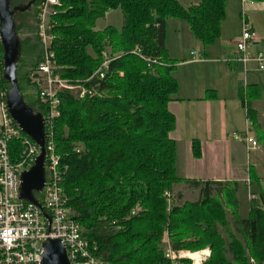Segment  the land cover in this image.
<instances>
[{"label":"trees","instance_id":"trees-1","mask_svg":"<svg viewBox=\"0 0 264 264\" xmlns=\"http://www.w3.org/2000/svg\"><path fill=\"white\" fill-rule=\"evenodd\" d=\"M13 1L12 8L31 2L14 5ZM41 1L14 17L18 35L26 34L24 39L19 37V88L26 103L40 114L32 76L43 55L37 36ZM229 1L201 0L184 7L179 0H62L56 9L50 33L57 74L92 91L84 99L73 92L60 96L56 154L67 207L94 256L105 264H171L165 234L175 252L209 250L204 264H264L262 195L250 200L249 218L241 219L240 185L179 179L177 146L171 139L177 120L169 104L179 84L173 76L176 64L166 49V24L187 23L195 39L209 47L220 38ZM245 1L264 4V0ZM113 11L122 13L123 27L97 31V22ZM104 53L110 59L105 77L91 79L102 67ZM9 90L0 77L2 104ZM240 98L245 106L242 89ZM248 116L253 120L251 111ZM192 148L194 158L201 159L200 143L193 141ZM9 149L12 162H18L22 141H11ZM181 184L198 190L199 199L182 202L178 196L176 201L174 187ZM36 198L42 201L41 195ZM230 219L237 234L229 229Z\"/></svg>","mask_w":264,"mask_h":264},{"label":"crops","instance_id":"crops-1","mask_svg":"<svg viewBox=\"0 0 264 264\" xmlns=\"http://www.w3.org/2000/svg\"><path fill=\"white\" fill-rule=\"evenodd\" d=\"M179 2L184 7H190L200 4L201 0ZM243 11L247 13L248 24L259 35V41L264 42V28L254 21L255 15H264V4L242 0H232L226 4V19L222 23L221 36L233 35L234 29L243 31ZM248 15H251L252 22ZM168 24L178 26L180 37L186 28L190 31L189 26L180 21H170ZM241 36L242 32L241 35L237 33L233 42L230 41V51L227 48L216 51L214 47L212 51H207L194 39L189 49L200 46L201 52L188 50L187 55V49L184 54L182 51L171 52L172 48L166 42L169 59L177 62L173 76L179 84V92L169 104V111L177 120V129L171 134V139L177 146V177L203 182H236L247 187L250 201L251 194L255 197L262 195L264 198V147H260V135L264 137V106L260 101L263 79L252 76L254 72L250 67L254 63L244 67L237 62V49L234 45ZM259 52L261 51L256 53ZM240 68L242 72H239ZM241 89L247 102L245 106L240 98ZM209 95L210 98L207 99ZM249 111L253 114V120L248 116ZM2 120L0 100V126ZM231 129H237L244 139H235V132L229 134ZM250 140L258 143L255 149L249 150ZM193 141H198L201 145V159L193 156ZM251 176L256 184L252 182Z\"/></svg>","mask_w":264,"mask_h":264},{"label":"built area","instance_id":"built-area-1","mask_svg":"<svg viewBox=\"0 0 264 264\" xmlns=\"http://www.w3.org/2000/svg\"><path fill=\"white\" fill-rule=\"evenodd\" d=\"M245 2V0H242ZM62 6V0H42L38 8L37 36L41 43L42 60L32 76L37 89L38 108L42 111L46 133V184L39 202L43 210L23 201L20 197L21 176L29 171L40 155L39 147L25 136L8 114L6 104H2L3 120L0 126V264H41L43 243L49 239L60 240L66 247L71 264H105L94 256L90 244L82 237L80 225L72 218L67 207V198L63 187L64 177L60 157L56 154L55 128L61 117L62 102L60 96L73 92L84 99L88 92L81 83H72L61 78L52 49L54 36L50 33L55 25L56 9ZM243 34L237 46V62L246 67L250 63L264 71V53L249 54L252 44H257L259 35L251 28L242 13ZM0 38V77H3L4 58ZM102 67L91 78L104 79L108 70L109 54L104 53ZM90 81V80H89ZM238 138V135H233ZM244 137V136H243ZM21 140L23 152L18 162L13 163L9 143ZM249 150L258 146L250 140ZM167 197H170L168 194ZM256 197L250 195V200ZM48 218H46V216ZM49 219V220H48ZM166 258L171 264H204L210 257V251L192 253L175 252L165 234Z\"/></svg>","mask_w":264,"mask_h":264},{"label":"water","instance_id":"water-1","mask_svg":"<svg viewBox=\"0 0 264 264\" xmlns=\"http://www.w3.org/2000/svg\"><path fill=\"white\" fill-rule=\"evenodd\" d=\"M36 0L27 6L11 7V0H0V38L3 48V78L10 90L5 95L6 107L11 119L22 133L40 149L34 166L21 176L20 197L23 201L43 210L36 198L43 192L46 184V133L42 114L36 112L24 100L18 83V66L21 58V42L14 17L16 13L30 10ZM46 218L47 215H45ZM49 220V219H48ZM44 255L41 264H71L67 249L60 240H47L43 243Z\"/></svg>","mask_w":264,"mask_h":264},{"label":"rangeland","instance_id":"rangeland-1","mask_svg":"<svg viewBox=\"0 0 264 264\" xmlns=\"http://www.w3.org/2000/svg\"><path fill=\"white\" fill-rule=\"evenodd\" d=\"M21 1L22 0H14L13 4L14 5L18 4ZM248 17H249V20L252 22L253 19H251V15L250 16L248 15ZM241 19H242V17H241ZM123 21H124V18H123V15L121 14V12L113 11L110 14H107L104 19L99 20L97 22V24H96V28L95 29L97 31H102L105 28H107L109 26H112V27L120 30L122 28V26H123ZM254 21L256 22L257 25H259L260 27L264 28V15L263 14L255 15ZM169 22H167V24ZM180 22H182V21H180ZM174 23H178V22H174ZM183 23H185V22H183ZM186 24L187 23H185V25ZM171 25H175V24H168V26L166 28V42H168V46L170 45L169 47L172 48L171 52L175 51V52L178 53V52L182 51V54H184L186 49H187L186 55H187V53L189 54V52L191 50H193V49H194V51L199 50L201 52L202 48H200V46L193 47V48L189 49L191 44H192L191 41H194L195 37L193 36L192 33H190V31L187 28H186V31H182V34H181L182 37H180L179 36L180 33L178 31V29H179L178 26L175 25V27H174V26H171ZM241 32L243 34V31L241 29L237 30V31L234 29V33L231 36L230 35L228 36L226 34H223V36L220 35V38L217 40V42L215 44H213V45H211L209 47H206L205 49L207 51H212L211 49H212V47H214V49L216 51H219V48L222 49V50H225V48H227L230 51L231 50V45L229 44L230 41L233 42V40H234L233 37H235V35L237 33H240V35H241ZM187 35H188L189 38H187ZM25 36H26V34H24L23 32L19 33V37L21 39H24ZM241 38H242V36H241ZM181 40H182V42H181ZM240 40L241 39H239L238 42ZM234 48L237 49V46L234 45ZM188 50H189V52H188ZM253 51H255V52H253ZM258 51H261L262 53H264V42L262 40L258 41V44H252L251 47L248 50V53L249 54H254V53L258 52ZM108 52H110V51L108 50ZM209 53H211V52H209ZM172 54H174V53H172ZM236 56H237V54H236ZM24 59H25L26 63L29 62V59H27V57H24ZM175 62L176 61H174V63ZM238 65L240 66V64H238ZM250 68L254 72V74L252 75L253 77L258 78V79H263V83L261 85L262 97H261L260 101L262 102V105L264 106V77H263L264 76V71L263 72L259 71L256 64L251 66ZM248 71H250V70L248 69ZM239 72H242L241 68L239 69ZM249 83H251V80H249ZM233 132H235V134L238 135V138H235V139H237V140L238 139H244L243 138V134H241L237 129H231L229 134L231 135ZM260 137H261L260 138V140H261L260 141L261 142V146L260 147L263 148L264 147V137H263L262 134L260 135ZM262 170H264V168ZM251 177H252V182L254 184H256L255 181H254V177L253 176H251ZM173 195L175 197V200L178 201V202H179L178 196H182V202H185V201L196 202L199 199V191L195 190L194 188L190 187L187 184H181V185L175 186L174 187V191H173ZM238 199H239V202H240L239 216L241 217V219H248L249 218V213H250V201L248 199V190H247V187L245 185H240L239 186ZM229 229H230V231L232 233H236L235 232L236 228L234 227V224L231 221V219H230V223H229ZM221 233H222L223 237L227 240V242L230 243V240H229V237H228V233L225 230H222V229H221ZM237 236H238L239 239L241 238L240 235H237ZM164 239H165V237H164ZM163 242H164V240H163ZM184 264H190V262L189 263H184Z\"/></svg>","mask_w":264,"mask_h":264},{"label":"flooded vegetation","instance_id":"flooded-vegetation-1","mask_svg":"<svg viewBox=\"0 0 264 264\" xmlns=\"http://www.w3.org/2000/svg\"><path fill=\"white\" fill-rule=\"evenodd\" d=\"M32 1V0H31ZM38 0H36V2H37Z\"/></svg>","mask_w":264,"mask_h":264}]
</instances>
